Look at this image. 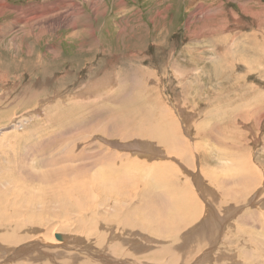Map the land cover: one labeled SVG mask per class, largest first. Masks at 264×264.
Masks as SVG:
<instances>
[{
    "label": "rangeland",
    "instance_id": "rangeland-1",
    "mask_svg": "<svg viewBox=\"0 0 264 264\" xmlns=\"http://www.w3.org/2000/svg\"><path fill=\"white\" fill-rule=\"evenodd\" d=\"M2 1L7 7L0 15V143L18 145L14 147L20 153L36 149L42 156L28 160L26 166L41 168L45 164L38 165L40 160H55L54 169L66 165L60 162L65 146L70 144L68 151L92 139L105 147L110 145L103 139L133 146L130 142L139 134L158 148V140L141 132L152 124H164L167 118L170 123L177 120L199 152L197 171L208 184L202 185V192L207 197L215 194V200L223 203L221 208L230 207L232 212L241 204L247 212L246 202L257 200L248 209L249 213L255 208L249 220L258 226L249 227L257 240L264 227L260 204L257 207L264 201V192H252L257 181L254 170L264 171V0ZM33 8L46 12L23 20ZM14 117L24 126L15 128L8 141L7 127H12ZM160 151L168 154L167 146ZM193 157L197 158L195 152ZM250 161L252 175L243 181ZM202 200L201 206L193 198L188 208L185 201L189 200L181 199L178 213L191 219L187 226H195L202 208H208L207 198ZM207 217L202 221L205 232L192 229L186 233L191 235L187 241L179 242L181 256L196 242L204 250L210 246L206 243L215 228L213 217ZM235 226L242 228L238 222ZM71 234L61 231L59 236ZM235 240L232 236L221 246L229 259L241 263L245 252L241 240ZM138 251L142 253L135 252L134 264L159 261L142 247ZM189 259L182 256L174 264ZM221 263L220 256L213 264ZM257 264H264V257Z\"/></svg>",
    "mask_w": 264,
    "mask_h": 264
},
{
    "label": "bare ground",
    "instance_id": "bare-ground-1",
    "mask_svg": "<svg viewBox=\"0 0 264 264\" xmlns=\"http://www.w3.org/2000/svg\"><path fill=\"white\" fill-rule=\"evenodd\" d=\"M196 1L191 0L190 3ZM5 7L6 4L0 0V15L4 14ZM45 12L43 8H33L26 11V16L21 15V18L31 21L42 17ZM16 118L11 120L12 127H7L10 132L8 141H11L15 128L24 126ZM147 127L141 133L148 132V135L158 140V148L150 145L151 139L139 134H136L135 142H130L133 146L103 139L111 146L105 147L102 142L92 139L68 150L70 155L66 150L70 144L65 146L60 152V162L66 165L59 168L55 166L54 169L55 160L43 161L41 158L38 165L45 166H26L28 160L42 156L36 149L29 151L23 148V153H20L15 148L18 145L0 143V264H54L51 254L57 260L55 264H134V258L137 257L135 252L142 253L138 251L139 247H142L143 252H150L153 257L159 258L156 262L152 259L154 264H174L182 256L190 259L179 264H213L218 262L220 256L221 264H257L259 257H264V227L257 232V240L252 238L254 235L249 226L253 222L249 216L255 208L248 213V209H251L249 207H255L257 200L252 198L246 205L244 203L247 212L243 211V204L233 212L230 207L221 208L223 203L215 200V194L207 197L208 194L202 192V185L208 187V184L197 171L201 162L199 152L186 138L181 122L179 124L174 120L170 123V118H167L164 124ZM0 136L3 134L0 133ZM161 144L167 146L168 154L160 151ZM155 149L157 153H154ZM194 152L197 154L196 159L193 157ZM178 157L187 161L183 163ZM168 158L174 161V165ZM224 162L229 163V160ZM253 166L251 161L246 164L243 181H246V176L250 177L252 170L248 168ZM253 174H256L257 179L253 186L259 185L257 188H261L264 171L254 170ZM29 187L36 190L29 193ZM254 187L253 193L256 191L257 195L263 194L264 185L262 191ZM210 192L215 193L213 189ZM184 198L189 200L185 201L188 208L192 206L190 201L193 198L201 206L204 204L202 199L207 198L208 208H202L204 211L201 219L198 218L195 226H187L191 219L181 217L178 213L179 203ZM209 198H213V201ZM261 202L257 207L260 204L258 212L264 217V203ZM171 210L172 213H168ZM209 214L214 219L212 226L215 228L206 243L210 246L204 250L198 248L199 243L196 242L181 256L182 247L179 242L187 241L191 235L186 233L192 229L203 228L205 232L206 227L202 221ZM233 214L237 217L233 218ZM226 222H229L226 225L228 232L224 229ZM237 222L242 228L235 226ZM61 231L72 233L75 238L71 237L72 234L60 237ZM53 234L55 237H52ZM232 236L236 242L241 240L245 253L240 261L244 262L229 259L225 253L226 247L221 246L224 240L230 242ZM144 237L146 240L141 239ZM63 239L69 240L68 243H62ZM148 241L150 245L145 244ZM34 252H40L42 256ZM74 258H80V261H73Z\"/></svg>",
    "mask_w": 264,
    "mask_h": 264
}]
</instances>
